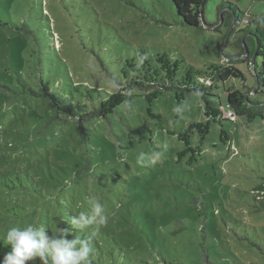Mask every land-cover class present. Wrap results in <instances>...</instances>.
Listing matches in <instances>:
<instances>
[{"label": "rangeland", "instance_id": "obj_1", "mask_svg": "<svg viewBox=\"0 0 264 264\" xmlns=\"http://www.w3.org/2000/svg\"><path fill=\"white\" fill-rule=\"evenodd\" d=\"M221 1H207L195 28L172 0H0V235L38 220L71 239L68 218L98 199L109 224L93 264H264V120L226 106V91L245 88L217 72L248 56L217 29ZM228 1L264 12V0ZM130 59L138 73L122 77ZM234 66L247 97L262 102L264 86L254 96L252 73ZM51 76L64 96L89 110L101 104V116L62 121L23 93ZM167 78L196 82L202 94L164 90ZM9 251L0 242V262Z\"/></svg>", "mask_w": 264, "mask_h": 264}, {"label": "trees", "instance_id": "obj_2", "mask_svg": "<svg viewBox=\"0 0 264 264\" xmlns=\"http://www.w3.org/2000/svg\"><path fill=\"white\" fill-rule=\"evenodd\" d=\"M207 1L208 0H172V4L176 17L184 25L200 28L202 27V24H205L203 11ZM128 2L131 3L130 1ZM216 11L219 23L217 29L224 26L228 33V38L236 36L240 43L242 41L243 45L241 46V53L243 55L246 53L248 56L247 61L244 62L242 60L235 61L230 59L228 61L229 67L223 68L217 72L220 82L226 81L230 78L237 79L243 82L242 86L245 88L243 90L232 88L230 91H226V106L227 108L232 109L236 115L245 116L248 122L257 117L264 120V99L259 103L255 97L253 99L247 97L248 93H252V88L246 87L244 83L246 79L244 73L241 69L234 66L237 63H244L246 65L247 70L252 73L255 79L256 88L253 91V94L254 96L258 95L260 87L264 86V12L258 15L245 14L236 4L228 0L221 1V3L216 6ZM132 60L133 59H130L128 61V67L121 73L122 77L123 74L130 75L131 73H138L137 70L130 65ZM162 71L166 72L167 70L163 68ZM133 76L138 77L139 74ZM115 81L118 84L121 83L117 79H115ZM56 82L57 80L53 76H51L50 79H41L37 91L31 88H24L23 93L30 97L45 99L48 106H50L56 114L61 113L63 115L62 121L71 119L72 117H80V121L83 120L84 122H90L93 117L101 116V104L98 108L91 107L90 109L92 110H89L87 105L83 102H77L65 92V96L63 95V92H57L53 87ZM167 82H170L171 84H164V90L176 88L184 93L195 92L202 94V90L198 87L196 82L181 83L170 78H167ZM138 85L140 86L141 84ZM78 132L80 141L86 142L89 134H85L84 127L80 124L78 125ZM256 192H259L261 196H264V189L256 190Z\"/></svg>", "mask_w": 264, "mask_h": 264}, {"label": "clouds", "instance_id": "obj_3", "mask_svg": "<svg viewBox=\"0 0 264 264\" xmlns=\"http://www.w3.org/2000/svg\"><path fill=\"white\" fill-rule=\"evenodd\" d=\"M131 100L124 101L125 107L132 108ZM180 112V108L174 109ZM167 145H165V148ZM161 154L155 153L147 163L155 164ZM146 165L145 154L137 159ZM90 211H80L78 215L68 218V223L76 230L73 238L68 239L69 229L55 230L51 236L46 233V225L35 220L6 228L0 235V242L10 247L0 264H26L39 259L41 264H93L96 253L95 237L108 226L109 215L105 205L98 199L90 201Z\"/></svg>", "mask_w": 264, "mask_h": 264}, {"label": "built area", "instance_id": "obj_4", "mask_svg": "<svg viewBox=\"0 0 264 264\" xmlns=\"http://www.w3.org/2000/svg\"><path fill=\"white\" fill-rule=\"evenodd\" d=\"M226 116H227L228 118H233V113H232V111L228 110L227 113H226Z\"/></svg>", "mask_w": 264, "mask_h": 264}, {"label": "water", "instance_id": "obj_5", "mask_svg": "<svg viewBox=\"0 0 264 264\" xmlns=\"http://www.w3.org/2000/svg\"><path fill=\"white\" fill-rule=\"evenodd\" d=\"M241 43H242V41H241ZM245 55H246V53H245ZM232 57H228V59H231ZM252 62H253V58H252Z\"/></svg>", "mask_w": 264, "mask_h": 264}]
</instances>
